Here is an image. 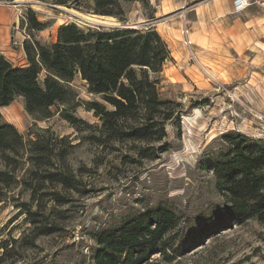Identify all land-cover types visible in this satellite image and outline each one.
Wrapping results in <instances>:
<instances>
[{"label":"rangeland","instance_id":"374dc122","mask_svg":"<svg viewBox=\"0 0 264 264\" xmlns=\"http://www.w3.org/2000/svg\"><path fill=\"white\" fill-rule=\"evenodd\" d=\"M120 4L117 16L96 12L93 0H0V49L14 50L15 64L26 61L24 39L51 43L66 22L94 28L152 26L168 49L156 74L157 90L161 98L178 103L165 122V136L151 141L109 138L101 131V119L88 103L111 105L88 91L79 73L68 81L74 105L56 103L47 117L27 112L21 95L0 106L2 118L25 141L36 133L56 138L51 154L61 148L66 153L60 160L51 155L50 161L74 176L70 187L47 181L40 189L25 185L22 175L30 166L25 149L11 171L16 181L0 185L6 193L0 201V264H87L96 246L95 230L159 202L178 216L173 245L181 243L182 250L169 261L152 252L151 262L264 264V222L254 218L230 221L185 244L186 236L226 201L207 162L226 149L222 135L233 131L264 139V0H250L239 11L232 0ZM30 15L44 27L28 29ZM86 16L104 24L79 21ZM144 150L151 155H143ZM12 164L4 166L0 158V167L11 169ZM56 194L62 201L54 199ZM45 227L53 230H38Z\"/></svg>","mask_w":264,"mask_h":264},{"label":"trees","instance_id":"16d2710c","mask_svg":"<svg viewBox=\"0 0 264 264\" xmlns=\"http://www.w3.org/2000/svg\"><path fill=\"white\" fill-rule=\"evenodd\" d=\"M93 1L96 12L117 16L122 12L121 0ZM42 27L44 23L35 15L28 17V29ZM22 47L26 57L23 64H15L0 53V106L21 95L27 112L35 117H47L56 103L74 105L75 92L68 81L79 73L88 91L101 94L111 105L106 109L96 101L88 103L101 119L100 130L109 138L151 141L165 136V122L175 115L178 103L161 98L157 90L156 74L168 57V49L152 26L94 28L66 22L58 26L51 43L24 39ZM222 137L228 144L226 149L207 162L226 201L186 236V245L230 221L254 218L264 222V139L233 131ZM55 139L49 134L36 133L35 138L25 141L0 113V158L4 166L14 162L11 169L0 167V185L7 187L11 179L16 181L11 171L27 149L30 166L22 175L25 185L40 189L47 181L72 186V172L50 161L51 155L60 160L66 153L61 148L51 154ZM145 151L143 155H151ZM4 192H0V201L6 198ZM61 198L54 195L57 201H62ZM177 224L175 211L159 202L129 215L117 225L100 227L93 232L96 246L87 264H160L148 260L152 252H159L164 261H169L182 250L181 243L178 248L173 245V229ZM38 230L48 233L53 228Z\"/></svg>","mask_w":264,"mask_h":264},{"label":"crops","instance_id":"0c3cea01","mask_svg":"<svg viewBox=\"0 0 264 264\" xmlns=\"http://www.w3.org/2000/svg\"><path fill=\"white\" fill-rule=\"evenodd\" d=\"M229 13L231 12V10L230 11H228ZM250 17V16H249ZM256 15L254 14V18L252 19V20H255L256 18ZM246 20V19H245ZM247 33H248V31H246ZM252 33V32H251ZM249 35H250V33H248ZM21 50H22V48L21 49H19L18 50V52H20L21 53ZM23 51V50H22ZM0 53H2V54H4L7 58H9L10 60H12V58L14 57L12 54L14 53V50H11V49H7V48H2V49H0Z\"/></svg>","mask_w":264,"mask_h":264},{"label":"built area","instance_id":"2783aa9c","mask_svg":"<svg viewBox=\"0 0 264 264\" xmlns=\"http://www.w3.org/2000/svg\"><path fill=\"white\" fill-rule=\"evenodd\" d=\"M249 2L250 0H232L233 9L239 11L249 4Z\"/></svg>","mask_w":264,"mask_h":264},{"label":"bare ground","instance_id":"6f19581e","mask_svg":"<svg viewBox=\"0 0 264 264\" xmlns=\"http://www.w3.org/2000/svg\"><path fill=\"white\" fill-rule=\"evenodd\" d=\"M101 16H105V18H109V17H112L111 15L110 16H107V15H101ZM91 19H93V18H90V17H81V19H79V21H81V22H87V23H91V25L92 24H94V23H99V24H104V20H99V21H91ZM98 20V19H97Z\"/></svg>","mask_w":264,"mask_h":264}]
</instances>
